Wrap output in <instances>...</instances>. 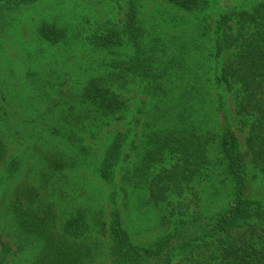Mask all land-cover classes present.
<instances>
[{
	"label": "trees",
	"instance_id": "16d2710c",
	"mask_svg": "<svg viewBox=\"0 0 264 264\" xmlns=\"http://www.w3.org/2000/svg\"><path fill=\"white\" fill-rule=\"evenodd\" d=\"M40 1L0 0V34L16 25L14 14ZM108 1L110 7L120 4L126 9H120L123 16L117 20L114 14L111 17L116 11L109 9L110 17L96 23L88 36V44L101 56L98 73L83 80L89 68L80 66L81 75L44 82L37 74L44 68L27 59L36 72L31 75L34 82L64 86L65 93L57 112L37 111L30 104L23 112H32L30 119L36 123V118L44 117L35 132L47 130L70 146V151L34 147L31 165L40 166L37 171L43 179L58 186L66 170L80 166L93 151L82 144V131L89 128L96 134L110 122L124 120L130 106L123 90L129 80H139L151 108L146 122L151 119L155 124L146 123L149 129L136 147L138 158L125 168L122 180L141 192L146 204L163 212L161 232L152 243L135 241L124 212L132 190H124L122 204L119 193L112 191L110 220L105 224L97 218L98 224L81 209L62 217L28 181L17 183L7 195L4 213L10 217L11 230L19 231L18 238L24 236L26 243L40 242L34 264H94L103 253L100 234L108 236L111 264H264V195L248 191L250 164L264 175V0L226 5L213 19L215 0H163L177 7L180 15L155 17L148 26L142 0ZM67 24L44 20L37 35L51 47H63L70 36L80 34L73 32L76 23ZM181 24H185L181 35L166 33L167 27ZM3 45L0 39V50ZM204 50L211 51L206 59ZM212 60L220 67L210 77L212 66L205 64ZM205 82L220 91L205 89ZM223 91L230 95L233 113ZM29 100L37 102L40 97ZM232 116L246 132L245 149ZM12 128L10 110L0 101V165L9 178L24 166L20 156L9 155ZM128 138V132H118L96 168L107 183L115 181ZM207 179L214 181L218 193L221 187L230 191L219 209L209 210L210 204L199 198L192 211L185 194ZM2 245L0 264L13 250L11 241Z\"/></svg>",
	"mask_w": 264,
	"mask_h": 264
},
{
	"label": "rangeland",
	"instance_id": "374dc122",
	"mask_svg": "<svg viewBox=\"0 0 264 264\" xmlns=\"http://www.w3.org/2000/svg\"><path fill=\"white\" fill-rule=\"evenodd\" d=\"M239 1L215 0L212 19L217 17L226 5H234ZM252 1L254 0H250V2ZM108 3V0H42L14 14L15 19H17L16 25H12L10 28L7 27L5 32L0 34V39L4 43L2 50H0V101L10 110L11 125L13 127L12 137L7 140L10 149L9 155L20 156L24 163L22 170L14 178H9L3 166L0 165V254L3 252L2 242L11 241L13 249L4 264H34L38 252L37 246L40 245V242L36 239H29L31 244L25 242L24 236L22 240L19 239L18 236H22V234L16 229L11 230L10 217L7 213H4L8 204L7 200H9L7 195L19 182L28 181L30 185L37 188L41 197L54 203L57 212L62 217L66 213L81 209L89 214L92 223L98 224L100 222L96 221L97 218H99V221L100 219L105 221V224L110 220L112 191L119 193L117 200L122 204L126 194L124 190H132L131 195L126 199L124 212L126 226L135 241L152 243L161 232L160 222L163 212L158 211L159 209L152 204H146L145 199L147 198L138 190L126 186L122 180L125 168L131 167L138 158L137 151L139 149L136 147L144 138V132L149 129L146 123L155 124L151 119L146 122L148 117L146 112H148V109L151 111V108L145 103L149 101V97L144 84L139 80L134 82L133 79L129 80L127 88L123 90L124 97L128 99L130 106V111L126 114L124 120L110 122L108 126H104L102 131L98 133L94 131L96 134H93L89 128L82 131V144L90 145L93 151L86 160L82 159L80 166L66 170V174L61 177L62 180L58 186H55V183L52 185V183H48L43 179L40 171H37L39 169L37 167L40 166L35 167L34 165V168L31 165L35 153L34 147L42 150L48 147L70 151V146L66 142H60V138L52 136L47 130L35 132L37 124L42 123L44 117L36 118V123L33 119H30L33 117L32 112H23L29 104L37 111L53 109L57 112L60 107H56V105L61 103V98L65 93V91L63 92L64 86L56 85L53 87L50 84L43 87L41 84L34 82L31 75L36 72H33L34 67L27 64V59L36 61L40 70L44 68V71L37 73L44 77V82L49 79L59 81V77H71L77 72L78 75H81L79 72L81 67L89 68L88 74L83 75V80H86L88 75L98 73L100 71L98 64L101 62V56L88 44V36L91 35L92 28L95 27L96 23L110 17L111 11L109 9L116 11L111 16L113 17L114 14L116 20L123 16L124 10L120 11V9H126L125 6L121 8L120 4H112L110 7ZM141 9L144 12V20L147 26L151 21L150 19L155 17L161 20L167 14L180 15L176 11L177 7L163 0H142ZM5 14L9 13L5 12ZM44 20L63 21L65 26L68 25L67 23H76V29L74 28L73 32L80 34L76 37L70 36V42L63 45V47H51L37 35V27ZM184 25L181 24L179 28L167 27L166 33L171 32L181 35L180 28ZM181 38L184 37L181 36ZM209 52L211 51L204 50L202 52L204 53L203 59L208 58ZM199 56L200 53H196L195 58L198 59ZM203 59L201 61H204ZM47 65H51V67ZM205 65L212 66L210 77L214 73V68L220 67L214 60L207 61ZM46 68L49 69L48 72H45ZM204 87L205 89L209 87V90L213 89L212 92L215 91V93L220 91L214 85L210 86L208 82L204 83ZM223 94L227 95L228 110L233 113L234 105H232L230 95L224 91ZM37 96L40 97L37 102L29 100V98ZM50 114L52 115L51 111ZM232 121L234 129L242 141L243 149H245L246 132L237 126L234 118ZM120 131L128 132L129 138L121 162L117 167L115 181L107 183L98 175L96 168L103 158L105 149ZM248 178L249 193L257 196L264 195V175L251 164ZM213 182L209 179L198 182L186 192L185 199L192 211L196 209L199 198L202 199L201 202L204 201L205 203L206 201L210 204L209 210L219 209V204L230 190L221 187V192L218 193ZM139 195L140 198H138ZM100 238L103 242V244L101 243L103 253L95 258L94 264H111L108 253V236L100 234ZM21 241L26 246L20 252H16L15 250L22 246Z\"/></svg>",
	"mask_w": 264,
	"mask_h": 264
}]
</instances>
